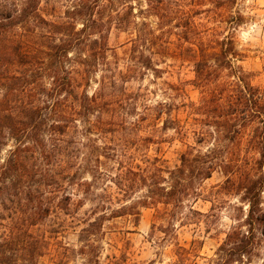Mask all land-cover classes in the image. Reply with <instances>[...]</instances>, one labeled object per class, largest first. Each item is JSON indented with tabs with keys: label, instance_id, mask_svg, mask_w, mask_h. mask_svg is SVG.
<instances>
[{
	"label": "rangeland",
	"instance_id": "obj_1",
	"mask_svg": "<svg viewBox=\"0 0 264 264\" xmlns=\"http://www.w3.org/2000/svg\"><path fill=\"white\" fill-rule=\"evenodd\" d=\"M125 2L41 0L39 13L48 24L30 20L8 36L40 50L41 59L12 63L0 79L5 264H264V221L253 229L247 223L246 188L250 184L264 212V168L246 174L217 168L196 185L197 197L185 196L175 206L141 202L153 185H170L169 171L180 165L189 146L201 155L212 147V137L198 141L201 115L190 107L201 99L193 84L201 36L232 37L242 54L235 64L264 94V0H169L165 20L149 11L147 0H128L131 7ZM84 23L87 30L77 37L73 32ZM143 35L145 42L139 39ZM67 37L74 38L65 63L74 87L59 94L48 52ZM103 85L105 95L83 112L81 95H97ZM22 101L44 111L48 106V113L43 127L18 143L4 116L13 106L20 113ZM61 109L74 117L63 135L53 128L63 118ZM253 125L237 155L242 166L264 161L248 143L260 124ZM16 146L25 150L9 166ZM128 168L139 176H132L136 182L125 191L116 182ZM68 202L70 208H62ZM132 205L134 211L111 216ZM46 206L50 212L31 224L38 217L34 211ZM101 216L106 217L101 226H90ZM234 228L250 237L244 252L230 251L233 244L221 250Z\"/></svg>",
	"mask_w": 264,
	"mask_h": 264
},
{
	"label": "trees",
	"instance_id": "obj_2",
	"mask_svg": "<svg viewBox=\"0 0 264 264\" xmlns=\"http://www.w3.org/2000/svg\"><path fill=\"white\" fill-rule=\"evenodd\" d=\"M127 1L123 4L125 7L130 6ZM40 3L41 0H0V79L6 77L4 75L9 74L12 63L18 62L30 65L34 64V62L37 63L41 59L39 55L40 50L30 49L29 46H24L23 41L8 37L20 24L22 25L30 20L48 24V21L39 13ZM147 5L149 11L154 12L161 20L168 18V14L170 13L169 0H147ZM88 7L91 8V6ZM92 22L95 25L97 24L93 19ZM87 26L88 23H84L83 27L80 30H74L73 34L79 37V34L87 30ZM189 31L194 32V29ZM8 38L10 42L6 45L4 41ZM139 39H142L144 42L148 40L144 35L141 38L139 37ZM103 45L106 47L107 44L104 43ZM73 46L74 38L67 37L59 44H54L52 50L48 52L52 56L53 63H55L54 74L52 76L53 90L59 94H66L74 87V80L68 75L69 71L65 68L66 60L69 58L68 55ZM198 49L199 55L194 62L195 78L193 79V84L199 88L201 99L198 103L192 102L190 107L193 113L201 115L202 127L199 131L200 136L198 141L205 142L207 138L212 137V147H209L201 155V152L195 153L194 147L189 146L181 154L180 165L176 169L169 171L170 185L168 187L158 183L153 185L150 195L146 199L141 200L143 206L158 203L165 205L175 203V206L185 196L193 195L197 197L199 193L198 186L196 185L201 182V179L211 177L212 172L217 168L226 174H234L236 172L246 174L253 170L262 171L264 168V161H258L257 166H242L240 160L237 158L240 146L242 147L246 136V130L253 127L255 123L261 126H256L248 143L250 147L260 152L264 157V94L258 87L252 84L249 75L240 66L235 64V59H239L242 56L236 46L235 40L229 36L222 38H216L215 35L212 37L201 36ZM88 61V59H85L84 64L88 63ZM105 90L106 86L103 85L97 95L94 94L91 97L87 94L81 95L79 103L83 108V112L84 109L90 110L93 108V105L97 103L98 97L102 98L105 95ZM30 104L32 103L29 101H22L21 106H24L18 114H16V106L6 109L7 114L4 117L11 121L7 127L10 128L13 137L18 143L33 137L35 132L39 128H42V125L47 120L48 112L46 111H48V106L44 107V111L42 107ZM3 111L0 107V113ZM59 115L63 118L59 119L57 124H53V128L63 135L74 117L72 113H67L63 109L59 110ZM23 150L25 149L21 146H16L11 152L7 164L9 166L12 162L15 164L21 157ZM99 157L100 155L98 156V161ZM5 168H8V165ZM132 176H139V173L133 168H128L126 172H121L119 180L116 182L117 186L125 191L130 189L131 185L136 182ZM248 177L247 181H252L253 184L255 181L253 179L250 180ZM129 181H132L130 185L127 184ZM230 181L231 178L227 177V182ZM256 182H259V180ZM248 186H246L249 199L247 223L253 229L255 222L264 221V212L261 208V202L256 197L257 194ZM65 200L68 201V198H65ZM62 208H70V203L64 204ZM50 209V207L46 206L39 211H34L32 215H38V217L31 224L37 223V221L50 212ZM129 209L134 211L135 206H122L120 209L114 210L111 216L126 214L128 213L126 211ZM190 211L197 212V210H193L191 207ZM130 213L135 214L137 212ZM105 218V216H101L99 219L90 222V226H101L99 220H104ZM251 231L249 230L248 233ZM248 238L250 237L247 234L243 233L240 229L234 228L228 233L227 240L221 245V250L233 244L229 248V250L231 249L230 251L244 252L249 244ZM8 245V240L4 237L3 241H0V264L7 263L4 261V257L6 256V251H8Z\"/></svg>",
	"mask_w": 264,
	"mask_h": 264
}]
</instances>
